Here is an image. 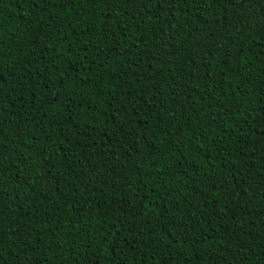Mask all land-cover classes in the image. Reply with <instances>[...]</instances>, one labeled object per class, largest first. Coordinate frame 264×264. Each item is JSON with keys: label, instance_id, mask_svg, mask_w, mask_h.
I'll return each mask as SVG.
<instances>
[{"label": "trees", "instance_id": "trees-1", "mask_svg": "<svg viewBox=\"0 0 264 264\" xmlns=\"http://www.w3.org/2000/svg\"><path fill=\"white\" fill-rule=\"evenodd\" d=\"M0 264H264V0H0Z\"/></svg>", "mask_w": 264, "mask_h": 264}]
</instances>
